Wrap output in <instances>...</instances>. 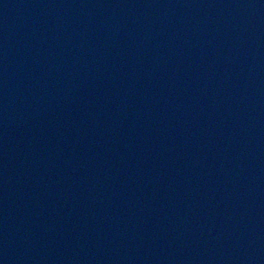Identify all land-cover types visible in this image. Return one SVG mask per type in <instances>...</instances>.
I'll use <instances>...</instances> for the list:
<instances>
[{"label": "water", "instance_id": "1", "mask_svg": "<svg viewBox=\"0 0 264 264\" xmlns=\"http://www.w3.org/2000/svg\"><path fill=\"white\" fill-rule=\"evenodd\" d=\"M0 264H264V0H0Z\"/></svg>", "mask_w": 264, "mask_h": 264}]
</instances>
